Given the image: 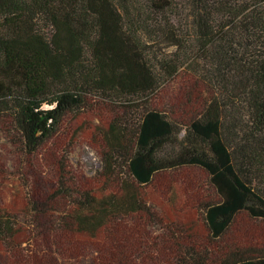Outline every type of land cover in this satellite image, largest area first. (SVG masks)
Masks as SVG:
<instances>
[{"label": "trees", "instance_id": "1", "mask_svg": "<svg viewBox=\"0 0 264 264\" xmlns=\"http://www.w3.org/2000/svg\"><path fill=\"white\" fill-rule=\"evenodd\" d=\"M175 1L0 0V264H264V0Z\"/></svg>", "mask_w": 264, "mask_h": 264}, {"label": "rangeland", "instance_id": "2", "mask_svg": "<svg viewBox=\"0 0 264 264\" xmlns=\"http://www.w3.org/2000/svg\"><path fill=\"white\" fill-rule=\"evenodd\" d=\"M183 4V0H176L175 6L177 8H181ZM171 14V13H170ZM154 46V45H153ZM154 52L155 47H151ZM160 53L170 54L172 53L173 48H167L164 44L158 49ZM98 122L97 119L94 120L93 124ZM82 124V121H80ZM67 129H70V123L66 124ZM85 127L83 123L82 128ZM103 127H96L95 129L84 128L80 131V133H75L73 130V134L69 133L67 137L60 135L56 139V144L58 146H62L68 152V157L71 164L75 168L81 169L85 176L93 177L97 175L102 169V162L98 155L97 148H100V139L102 138V132H104ZM95 137H93V133ZM197 176L200 180V183H203L202 175L195 170Z\"/></svg>", "mask_w": 264, "mask_h": 264}]
</instances>
